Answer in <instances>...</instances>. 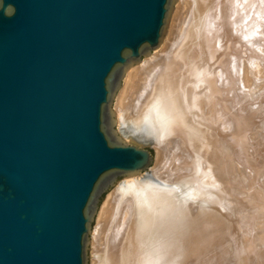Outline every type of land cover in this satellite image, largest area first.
<instances>
[{
	"label": "water",
	"instance_id": "obj_1",
	"mask_svg": "<svg viewBox=\"0 0 264 264\" xmlns=\"http://www.w3.org/2000/svg\"><path fill=\"white\" fill-rule=\"evenodd\" d=\"M176 1L0 0V264H88L102 199L153 163L113 103Z\"/></svg>",
	"mask_w": 264,
	"mask_h": 264
},
{
	"label": "bare ground",
	"instance_id": "obj_2",
	"mask_svg": "<svg viewBox=\"0 0 264 264\" xmlns=\"http://www.w3.org/2000/svg\"><path fill=\"white\" fill-rule=\"evenodd\" d=\"M257 39H260L261 43H258L262 45H259L261 49H258L262 51L256 48L258 47L256 44ZM241 47L245 59L241 57L240 60ZM256 51L264 53V0H177L171 14L166 36L161 45L148 59L142 60L139 65L129 70L121 86L120 96L115 98L118 107L116 116L125 122V125H123L128 131H131L132 138L139 141L150 139L156 145L158 151L165 145H169L171 150L177 152L175 159L178 158V150L180 153L182 151L183 153L186 152L183 148L187 142L184 129L189 126L211 123L215 126V129L227 128L226 130H228V127H230L231 130L240 131L241 129L238 127L239 112L247 111V115L249 112L254 113L257 110H254L253 108L256 107L250 104L249 107H253L254 111L244 109L245 107H242L243 111H238L235 104L236 99L242 94L246 99L252 96L250 100H256L258 96L263 95L260 92L264 88V81H261L264 79V57H262L263 59L260 58L258 62L255 57ZM261 54L257 53L256 56L258 57ZM193 62L195 65L192 64ZM195 62H199V64ZM260 87L259 92L257 89ZM256 92L260 94L256 95ZM252 94L257 97L253 98ZM227 95L231 99L229 102L224 98ZM260 103L258 105L261 106ZM260 106H257L258 109ZM262 107L263 105L261 111ZM252 112L251 115L248 114L249 117H252ZM256 116L259 117V115ZM244 120L246 121V119ZM260 122L256 123L258 125H255L256 127L253 125L255 129L260 127ZM230 129L229 131H231ZM170 131L177 135L175 137L177 139L171 138L172 133L170 135ZM256 131L257 129L254 133ZM231 134L233 133L231 132ZM237 134H235V137ZM247 135L249 136V134ZM261 135H259L260 139L262 138ZM250 136L248 137L249 141ZM254 136L252 139L258 140ZM219 140L216 133L212 135L205 134L202 138H192L190 149L192 148L194 152L202 155L206 162L213 163L215 171L211 168L212 171L220 177L224 176L227 180L229 179V184L232 182V188L239 195L242 187L248 183L250 176L239 168V164H234L235 162L220 164L221 158L217 147L223 151L225 146ZM262 141L264 142L263 139ZM218 142L220 144H217ZM170 151L168 153L171 154ZM187 152L189 153V151ZM156 155H158V152ZM172 157L174 158V153ZM172 157L169 156V158ZM172 159H170V164ZM183 159L186 160L185 157ZM175 161L178 162V160ZM169 163L167 161V164ZM170 169L172 173L173 170ZM155 170L156 168L153 166L151 171L154 172ZM259 171L260 168L256 169V176L257 172L260 173ZM165 172L164 170L163 173L165 174ZM170 172L167 176L170 175ZM262 178L263 182H260L263 183L261 184L264 187V173L261 175ZM127 179L125 185L118 183L106 194L99 208L91 240L94 253L93 264H175L176 260L174 261L173 255L177 252V245L174 242L176 232L172 228L173 230L169 233L170 238L173 236L174 240L172 239V242L174 245H170L169 242L171 241L169 240L167 243L169 246H162L157 237L159 232L157 227L161 221L168 227L172 226L171 223L174 219H172V207L170 206L171 196L158 190L150 182L138 180L135 177ZM210 205L213 206L211 203ZM195 216L194 213L193 218ZM191 218H186L187 221L184 220L185 223L182 222L183 224L178 223L180 228L182 224L181 232L177 231L179 228L176 230L185 235L184 240H182L185 243L182 251L188 255L191 252L192 242H198L202 239L200 238L203 235L202 232L208 227L207 229L211 228V231H208L206 236H202L203 240L207 239L208 243L213 247L215 246V248L217 247L220 254L223 253L220 259L224 257V262L221 263L226 264L229 256L227 255L228 245H225V243L228 242H226L227 237H223L225 241L219 239L220 231H222L220 217H217V219L206 215L203 218L204 220L202 219L203 222L200 223L199 221L200 225L196 227L190 223L187 224ZM193 218L192 222H194ZM176 220L177 217L174 222ZM195 223L197 222L195 221ZM175 225L174 227H176ZM203 227L205 228L203 229ZM263 237L260 239H263ZM245 239L248 240V238ZM221 240L224 241V244ZM230 243H228L229 246H231ZM247 243L244 242L243 244L247 245Z\"/></svg>",
	"mask_w": 264,
	"mask_h": 264
},
{
	"label": "rangeland",
	"instance_id": "obj_3",
	"mask_svg": "<svg viewBox=\"0 0 264 264\" xmlns=\"http://www.w3.org/2000/svg\"><path fill=\"white\" fill-rule=\"evenodd\" d=\"M170 20H171V17H170ZM170 20H169V22H170ZM167 30H168V27H167ZM165 36H166V34H165ZM258 42H260V39L256 43L258 45V47H256L257 50H260L261 47L259 45H261L260 44L261 42L260 43H258ZM242 47H243V45H242ZM242 47L240 48L241 51L239 53L240 60L242 59L241 57H243V59H245L244 54H243L244 51H242L243 50ZM258 48H260V49H258ZM260 51H262V50H260ZM255 53H256V55H257V53L258 54L262 53L264 55L263 52H259V51H256ZM151 54H153V52ZM256 55H255V57L257 58L258 62L260 61V58L264 57L263 55L262 56L259 55L258 56L259 60H258V57ZM195 63L199 64V62L198 63L195 62ZM192 64H194V62ZM261 81H264V79ZM263 85H264V82H263ZM260 89H261V87L258 88L257 90L260 92ZM260 93H263V95L261 94L260 96L257 97L256 95H258ZM260 93L256 92V95L252 94L253 98L255 96L257 97V98L255 97L256 100L255 99L250 100V98L252 96H250L249 99H246V97L243 96V94L239 95L240 97L238 99H236L237 101L235 104H236V108L238 111L239 110L243 111L246 108H247V110H251L253 107H256L253 109L257 110V111H254L252 109L254 111V113L251 111L252 117H254L255 119L252 118L251 116H250L251 117V119H250L249 115H251L250 114L251 112L248 113L249 115L248 114L246 115L247 111L239 112L238 127L241 129L240 130L241 132L239 130L237 131L236 129L234 131L233 128H232L233 130H231L230 127H228V128L231 131H229V129L226 130L227 128L226 129H224V128H222V129L216 128L215 129L214 128L215 126L211 123H209V124H206V123L205 124H197V125L189 126V127L185 128L184 129V131H185L184 136L187 137V138H185V140L187 142L185 144V147H183V148L185 149L186 152L183 153V151H182V153H183V157H185L186 160L183 159L182 153H180L179 150H178V158L176 157V159H175V155H177V152L171 150L169 148V145H167V146L165 145L163 148L159 149V151H158L156 145L153 142H151L150 139L149 140L144 139L143 141H139V140L132 138L131 131H128L124 126L125 122L123 120H121L120 117L118 118L116 116V118H118L117 119V125H120V130L123 133V135H121V136L125 141L132 143L134 145H137L139 147L151 145L153 148V150H151L152 155H153L152 165L150 166V168L147 171L143 172L141 175L136 176L135 178L138 180L140 179V180L150 182V184L152 186H156L158 190L165 192L167 195L171 196V203L172 204L170 203V206L172 207V219L175 220V218L177 217V220L175 221L177 224L175 225V222L173 220V223H171L172 226L168 227L165 223H163L161 221L157 227V229L159 231L157 233L158 234L157 237H158V242H160L162 244V246H167L168 245L167 243L169 242V240L171 241V242H169L170 245H174L172 241L175 239L174 242H176L175 244L177 245V252H176V254L173 255L174 261L176 260V262H177V263L175 262V264H188V263L189 264H216V263H219V261H220L219 264H223L221 262H224V257H223V259H220V257H222L223 253L220 254L218 252L217 247L216 248H215V246L213 247L210 243H208L207 239L203 240L202 236H206L208 231H211L210 230L211 228L207 229L208 227L206 229H204L205 227H203V229H204V231L202 232L203 235L201 234L202 236L200 237L202 239H200L198 242H192L191 252H190L191 254L189 253L187 255V253L182 251V250H184V249H182L183 244H185L182 241V240H184L185 235L183 233H180L181 228H182V224L185 223L183 221L186 220V218H191V217L193 218L194 213L197 216V218H196V216L193 218L194 222H192L193 220L191 218V220L188 221L187 224L190 223L192 225H195V227L199 226L200 223L203 222V220H204L203 218H204V216L206 217V215L207 216H213L216 218L220 217L221 221L220 220L219 221L221 223V230L222 231H220V238L219 239H222L225 241L224 238L227 237V239L229 241L226 239V242H228V243L231 242L230 245L232 246L231 247V246H229L228 243H225V245H228L227 246V248H228L227 255L229 257L227 258L228 262L226 261L228 264H264V254H263L264 253V248H263L264 247V243H263V241H264V237H263L264 236V189L263 188L264 187L262 186L263 178L261 179V175H263V173H264V142L262 141V139L264 140V132H263V129H264V125H263L264 124V110H263L264 109V101H263L264 100V88L262 89V91ZM254 94H255V92H254ZM228 97H229V95L224 97L226 101L228 100L227 102L231 101V99H229L230 97L229 98ZM115 101H116V105H115ZM259 103L263 105L262 111H261L262 105L261 106L258 105ZM250 104L253 107L250 108L249 107V106H251ZM257 106L258 107L260 106V108H259L260 110L258 109ZM242 107L243 108L245 107V108L242 110ZM117 108H118L117 107V100L115 99L114 103H113V110L115 111V113L117 112L116 111ZM258 111H260V112H258ZM256 112H258V113L256 114ZM242 113H244L245 115ZM260 113L263 115H261ZM254 114H255V116H254ZM256 115H259V117ZM244 119H246V121ZM252 119H254V120H252ZM251 121H253V122H251ZM260 121H262V122H260ZM239 122H241L242 124L241 123L239 124ZM259 122L261 123L262 126L260 125L261 128L260 127L256 128L257 131H256V133H254L256 130L255 127L258 126L257 124ZM250 123L251 124L254 123V124L251 125ZM249 125H250V127H249ZM253 125L254 126L256 125V126L254 127ZM262 127H263V129H262ZM212 128H213V130H212ZM242 129H243V131H242ZM212 131L214 134L216 133L217 136H219V139L221 140V144L223 143L225 146V149H223V151L221 150V148L219 149L217 147L219 156L221 158L220 164L224 165V164H229V162L230 163L235 162L234 164H236V165L239 164L238 165L239 168L241 170H243V172H245L246 175L250 176V179L248 180V183H247L248 185L246 184V185H244V187H242L241 190L243 191V189H244V191L243 192L240 191L239 195H238V193L236 194V191L232 188L233 185H232L231 181H230L231 183L229 184V179L227 180V178L224 176H223L224 178L222 176L220 177L215 172L212 171L211 168H213V170L215 168L213 163H211L210 161L206 162L202 155L194 152V150L192 148L190 149L192 138H202V137H204L205 134L212 135L213 134ZM246 131H248V133H246ZM258 131L260 132V134H258L259 133ZM231 132L233 134H231ZM237 132H239L238 133L239 135L237 134ZM171 133H172L171 138L177 137V135L173 134L174 133L173 131H170V135H171ZM235 134H237L236 137H235ZM247 134H249V136L251 135L250 141L248 139L249 136ZM256 134H258V135H256ZM259 135H261V137H262L261 139H260ZM253 136L258 138V140L252 139ZM175 139H177V138H175ZM255 141H256V143H255ZM217 144H220V142H218ZM216 146H219V145H216ZM219 147H221V146H219ZM226 147H227V151H226ZM162 149L165 151L166 155L164 154V151L162 152ZM167 149H169V150H167ZM224 150H225V152H224ZM169 151L171 152V154L168 153ZM187 151H189V153ZM157 152H158V155H156ZM173 153H174V158L172 157ZM187 153H188V155H187ZM168 154H170V155H168ZM191 154H193V155H191ZM169 156H171L173 159L169 158ZM179 157H180V159H183L184 161L183 160L181 161L179 159ZM187 158H188V160H187ZM227 158H229V159H227ZM170 159H172L171 164L173 163L172 164L173 166L169 163L171 161ZM175 160H178V162ZM167 161L169 164H167ZM174 164H176V165L179 164V165H177L178 166L177 169H176L177 166L176 165L174 166ZM201 164H202V167H201ZM153 166H155V168H156V170L154 172L151 171L153 169ZM164 166H165V168H164ZM167 166H168V168H167ZM182 166H183V168H182ZM218 166H220V165L218 164ZM180 167H181V170H180ZM184 167H186V168H184ZM170 168H172V170L175 171V172L172 171L173 174L170 172L171 171ZM188 168H189V170H187ZM259 168H260V171H259L260 173L257 172V176H256L255 171H256V169H259ZM175 169L176 170L179 169V170L176 171ZM182 169H183V171L186 169V171H188V172L184 171L185 172L184 173L182 171ZM164 170L166 171L165 172L166 175L163 173ZM169 172H170V175L167 176V174ZM179 172H182V173H179ZM209 173H210V175H209ZM215 175H217L219 178ZM216 177H217V179H216ZM127 180L128 179L125 178L120 183L125 185ZM260 181H262V182H260ZM223 184H224V186H223ZM254 184H256V185H254ZM233 191H234V193H233ZM214 195H215V197H214ZM104 199H105V197L102 199L101 204H102ZM210 203L213 205L212 207H211ZM101 204H100V206H101ZM184 209L185 210L188 209V210L185 211ZM180 210H181V212H180ZM182 210H184L187 213H185L183 211L184 212V214H183ZM174 211L176 212V214ZM202 213H204V214H202ZM183 215H184V217H183ZM198 215H200L199 216L200 219H199ZM96 217H97V215H96ZM96 217H95V221H96ZM182 218H183V220H181ZM195 218H196V220H195ZM95 221H94L92 231H91V235H90V243H89V249H88V264L94 263L93 262L94 253H93V247H92L91 240H92V233H93L94 226H95ZM195 221L197 223H195ZM199 221H200V223H199ZM178 223L179 224L182 223L181 228H180V226H178L179 225ZM174 225L176 227H174ZM172 228L176 232L174 239H173V236H172V238H170L171 236L169 234L171 232V230H173ZM177 228H179V230H177ZM176 230L180 231V232H177ZM261 236L263 237V239H260V238H262ZM245 238H248L249 241ZM243 239H244V241H243ZM245 240H247V241H245ZM259 240H262V241H259ZM224 241H222V244H224ZM242 242L243 243L248 242V243L246 245V244H243ZM194 249H196V250H194ZM216 251H217V253H216ZM218 253L221 256L220 255L218 256ZM216 254L219 257L218 262H217L218 257L216 256ZM223 256H225V255H223ZM247 257H248V259H247ZM250 257H251V259H250ZM200 259L202 260V262ZM232 259H233V261H232ZM206 261H207V263H206ZM203 262H205V263H203Z\"/></svg>",
	"mask_w": 264,
	"mask_h": 264
},
{
	"label": "clouds",
	"instance_id": "obj_4",
	"mask_svg": "<svg viewBox=\"0 0 264 264\" xmlns=\"http://www.w3.org/2000/svg\"><path fill=\"white\" fill-rule=\"evenodd\" d=\"M15 12H16L15 7L13 5H9L8 8H7V10H6V12L4 13V15L7 18L11 19V18L14 17Z\"/></svg>",
	"mask_w": 264,
	"mask_h": 264
}]
</instances>
